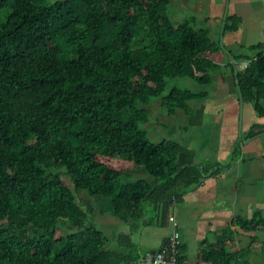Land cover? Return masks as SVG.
Listing matches in <instances>:
<instances>
[{
	"label": "trees",
	"instance_id": "1",
	"mask_svg": "<svg viewBox=\"0 0 264 264\" xmlns=\"http://www.w3.org/2000/svg\"><path fill=\"white\" fill-rule=\"evenodd\" d=\"M170 0H0V264H133L111 250L78 201L86 192L122 221L182 196L202 175L194 153L154 143L144 128L162 100L169 116L190 113L220 50ZM242 98L264 116V54L237 74ZM142 167L155 185L122 183ZM67 178L69 180H67ZM106 209V210H107ZM264 229V218L236 221ZM67 230V232L64 231ZM226 231L198 254L202 264H250L228 251ZM183 257L179 249L178 264Z\"/></svg>",
	"mask_w": 264,
	"mask_h": 264
},
{
	"label": "crops",
	"instance_id": "2",
	"mask_svg": "<svg viewBox=\"0 0 264 264\" xmlns=\"http://www.w3.org/2000/svg\"><path fill=\"white\" fill-rule=\"evenodd\" d=\"M169 13L177 23L190 21L197 30L207 31L220 50L212 80L200 90H207L208 96L191 101L190 113L169 116L161 99L148 107L163 122L182 126L183 134L175 132L179 140L173 141L194 153L200 180L182 186L179 200L144 202L140 214L128 221L86 192L79 193L78 201L92 213L108 247L130 260L160 249L177 230L181 264H202L200 249L231 231L228 251L246 254L250 264H264V229L236 225L257 214L264 218V116L242 98L237 79L242 63L264 54V0H170ZM139 180L156 184L142 167L132 168L122 183Z\"/></svg>",
	"mask_w": 264,
	"mask_h": 264
},
{
	"label": "rangeland",
	"instance_id": "3",
	"mask_svg": "<svg viewBox=\"0 0 264 264\" xmlns=\"http://www.w3.org/2000/svg\"><path fill=\"white\" fill-rule=\"evenodd\" d=\"M5 16H7V11H0V26L2 22L5 20ZM189 78H176L171 79L168 81V88L166 90V93L170 91L173 87H179V88H191V90L194 91H200L203 89V86L197 84L193 80L189 82ZM157 122V123H156ZM159 123V124H158ZM157 125V126H156ZM144 128L147 130L149 134V139L154 143H159L162 140L165 139H174L179 140V137L173 136L175 132H180L183 134L184 130L182 129V126L178 128L174 124H168L167 122H163L161 119V116L155 112V116L151 115L150 113V122L144 126ZM67 180H69L67 178Z\"/></svg>",
	"mask_w": 264,
	"mask_h": 264
},
{
	"label": "built area",
	"instance_id": "4",
	"mask_svg": "<svg viewBox=\"0 0 264 264\" xmlns=\"http://www.w3.org/2000/svg\"><path fill=\"white\" fill-rule=\"evenodd\" d=\"M248 64L242 63L240 71H245ZM171 221L174 222L175 219L171 217ZM179 237L178 231L175 230L160 249L142 253L133 264H178Z\"/></svg>",
	"mask_w": 264,
	"mask_h": 264
}]
</instances>
